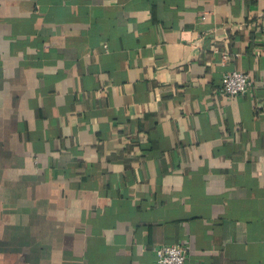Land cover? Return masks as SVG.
<instances>
[{
	"label": "crops",
	"instance_id": "0c3cea01",
	"mask_svg": "<svg viewBox=\"0 0 264 264\" xmlns=\"http://www.w3.org/2000/svg\"><path fill=\"white\" fill-rule=\"evenodd\" d=\"M165 244L264 264V0H0V264Z\"/></svg>",
	"mask_w": 264,
	"mask_h": 264
},
{
	"label": "built area",
	"instance_id": "2783aa9c",
	"mask_svg": "<svg viewBox=\"0 0 264 264\" xmlns=\"http://www.w3.org/2000/svg\"><path fill=\"white\" fill-rule=\"evenodd\" d=\"M250 85L248 74L242 71L224 73L220 80L221 94L234 96L246 91ZM188 246L180 244H165L153 249L155 261L153 264H186Z\"/></svg>",
	"mask_w": 264,
	"mask_h": 264
}]
</instances>
